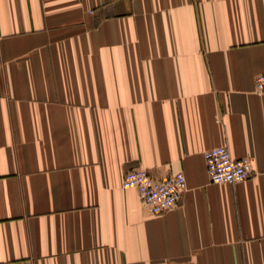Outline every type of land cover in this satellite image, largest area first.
<instances>
[{
  "label": "crops",
  "instance_id": "1",
  "mask_svg": "<svg viewBox=\"0 0 264 264\" xmlns=\"http://www.w3.org/2000/svg\"><path fill=\"white\" fill-rule=\"evenodd\" d=\"M263 73L264 0H0V264H264ZM216 147L250 176L212 183Z\"/></svg>",
  "mask_w": 264,
  "mask_h": 264
},
{
  "label": "built area",
  "instance_id": "2",
  "mask_svg": "<svg viewBox=\"0 0 264 264\" xmlns=\"http://www.w3.org/2000/svg\"><path fill=\"white\" fill-rule=\"evenodd\" d=\"M255 91L264 95V73L254 80ZM207 174L212 183L235 184L247 179L251 172L248 158L234 159L226 147H216L204 153ZM124 189H136L145 209L152 215L176 208L182 200L187 184L182 172L165 178H156L144 168H134L124 173Z\"/></svg>",
  "mask_w": 264,
  "mask_h": 264
}]
</instances>
